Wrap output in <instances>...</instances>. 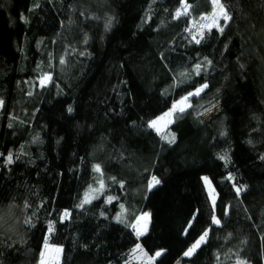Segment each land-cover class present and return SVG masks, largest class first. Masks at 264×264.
Listing matches in <instances>:
<instances>
[{"label": "trees", "instance_id": "16d2710c", "mask_svg": "<svg viewBox=\"0 0 264 264\" xmlns=\"http://www.w3.org/2000/svg\"><path fill=\"white\" fill-rule=\"evenodd\" d=\"M185 3L0 0V264H39L46 242L60 264H130L137 244L151 264H264V0H221L231 19L199 43L211 0Z\"/></svg>", "mask_w": 264, "mask_h": 264}, {"label": "snow or ice", "instance_id": "6c2138e0", "mask_svg": "<svg viewBox=\"0 0 264 264\" xmlns=\"http://www.w3.org/2000/svg\"><path fill=\"white\" fill-rule=\"evenodd\" d=\"M212 5H213V10L211 12L210 15H206L202 17V20L207 21V24H202L200 25V29L207 27L209 30L213 27L218 28L221 32H223V27L220 26L219 21L221 19H223L224 23L227 24L229 22V20L231 19V17L229 16L228 11L226 10V7L223 3H221V0H211ZM181 6H182V10L181 9H177L176 11V17L181 16L182 14H187L188 12V5L185 3V0H181ZM198 29L197 34H199L201 37L203 36V32ZM195 39V36H194ZM197 43L200 42V40H196ZM61 63H63V60H61ZM210 63V61L208 62ZM194 71H196L197 73H199L201 71V65L197 64L195 66ZM50 77L45 75L42 80H41V84H43L45 81L49 80ZM207 87V84L203 85L201 88L196 89V91L194 93H188L186 96L182 97L180 101H177L176 103L173 104L172 109L169 110L168 112H165L162 116L158 117L157 119L153 120L150 122L149 127L151 128H155L157 130V132L159 133L162 129H161V125H163L164 127L167 126L168 123L172 122V117L173 114L177 111H179L180 113H183L186 110V107H191L190 104H188V100L189 97L193 96V95H199L201 93V91H203L204 88ZM69 112L72 111L71 108L68 109ZM165 139H167V137H163ZM175 141V136L173 135L171 137V139L169 140V143H172ZM221 159H225V157H221ZM12 162V157L11 155H9L8 157V163ZM94 171L96 172H100V167L98 165L94 166ZM205 182L207 183V178L205 177ZM159 180L153 176L152 180L149 182V188H151L154 184H158ZM100 187L101 189L103 188V181H100ZM241 188H237V193L239 194V192L241 191ZM92 191H99V190H92L90 189V192ZM89 202V194H86L85 200L82 202L81 206H83V203H87ZM121 208L123 209V206H121ZM67 215V213H65V216ZM123 215V212L121 213V216ZM121 216H118L117 219H121ZM149 214L148 213H144L142 216L137 217V223L131 225V227L136 231L137 236H142L144 234V232H146L147 230V220H148ZM141 221L144 222V224L142 225V228L139 226ZM212 221L214 224H218L219 221L217 220V218L215 216L212 217ZM208 233L204 232L203 235H201L200 239L192 245V247H190L185 253V256H190L197 247H199V245L206 239ZM137 250H140L141 253L143 255H147L146 253H143V249L141 248V246L139 244L136 245V248L133 249V253H135ZM54 252L59 253L61 250L59 248L53 249ZM160 255H162V252L158 251L155 253L154 256L149 257L150 260H154L156 257H159ZM44 253H41V264H44ZM239 264H244V262H239Z\"/></svg>", "mask_w": 264, "mask_h": 264}, {"label": "rangeland", "instance_id": "374dc122", "mask_svg": "<svg viewBox=\"0 0 264 264\" xmlns=\"http://www.w3.org/2000/svg\"><path fill=\"white\" fill-rule=\"evenodd\" d=\"M212 3V2H211ZM188 10H189V8H188ZM212 10H213V5H212ZM181 11H183L182 10V8H181ZM212 12V11H211ZM187 14H188V12H187ZM187 14H182L181 16H185V15H187ZM211 14V13H210ZM209 14V15H210ZM208 22L207 21H204V20H202V17H200V18H198L197 20H194V21H192L191 23H190V26H189V29H188V31L190 32V34H192V37H193V39H194V36H195V40H200L202 37L199 35V34H197V32H198V29H200V25H202V24H207ZM219 24H220V26L221 27H223L224 25H225V23H224V21H223V19H221L220 21H219ZM212 29H218V28H216V27H213V28H211L210 30H212ZM202 32H203V35L206 33V32H208V31H210L207 27H204V28H202V29H200ZM219 30V29H218ZM45 76V75H44ZM44 76H42L40 79H39V81H38V83H39V85L41 86V87H44V86H47V84L49 83V81H50V79L49 80H47V81H45L43 84H41V80H42V78L44 77ZM47 76H49V75H47ZM50 77V76H49ZM192 93H194V92H192ZM173 106V105H172ZM187 108V107H186ZM171 109H172V107H171ZM170 109V110H171ZM180 112L179 111H177V112H175L174 114H173V117H172V119L174 118V116L175 115H177V114H179ZM212 113V114H211ZM214 113H215V111H213V112H211V111H208L207 113H205L202 117H201V119L202 120H206L207 118H209V117H212L213 115H214ZM162 116V115H161ZM170 125V123H168L167 124V126L166 127H164L163 125H161V131L159 132V134H161V133H163L166 129H167V127ZM155 132H157V130L155 129V128H152ZM158 133V132H157ZM152 180V179H151ZM203 183H204V187H205V191H206V194H207V196H208V198H209V200H210V202H211V204H212V206H214V204H215V201H216V194H215V191H214V188H213V186L211 185V183H210V181H209V179H207V183L205 182V179L203 178ZM155 185V184H154ZM153 185V186H154ZM152 186V187H153ZM144 213H147V212H142V213H140L139 214V216L138 217H140V216H142ZM216 217V216H215ZM217 218V217H216ZM149 220H150V218L148 217V220H147V228H148V224H149ZM218 220V219H217ZM135 223H137V219L135 220V222H134V224ZM144 224V222L143 221H141V223H140V227L142 228V225ZM133 231H134V233H135V235L137 236V234H136V231L133 229ZM147 231V230H146ZM146 232H144V234H145ZM143 234V235H144ZM138 237V236H137ZM139 237H141V236H139ZM200 239V238H199ZM198 239V240H199ZM197 240V241H198ZM196 241V242H197ZM195 242V243H196ZM205 242V240L199 245V247L203 244ZM194 243V244H195ZM193 245V244H192ZM192 245L190 246V247H192ZM189 247V248H190ZM199 247H197L196 248V250L199 248ZM56 248H59V247H57V246H54V245H51V244H49L48 242H46L44 245H43V249H42V252L41 253H44V257H43V259H44V264H60V260H61V251L59 252V253H56V252H54L53 251V249H56ZM136 248V247H135ZM134 248V249H135ZM188 248V249H189ZM60 250H61V248H59ZM187 249V250H188ZM195 250V251H196ZM194 251V252H195ZM194 252L190 255V256H185L184 255V257H186V258H189V257H191L193 254H194ZM143 253H145L144 252V250H143ZM157 258V257H156ZM128 263H132V264H151L152 262H153V260H150L149 259V257L147 256V255H143L142 253H141V251L140 250H137L135 253H133V250L129 253V257H128V261H127ZM39 264H41V257H40V260H39Z\"/></svg>", "mask_w": 264, "mask_h": 264}]
</instances>
